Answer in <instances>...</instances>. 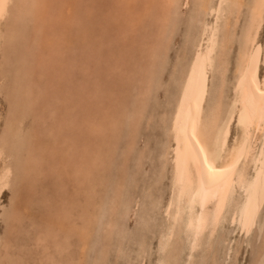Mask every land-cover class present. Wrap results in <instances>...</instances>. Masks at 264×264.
Listing matches in <instances>:
<instances>
[{
  "label": "rangeland",
  "instance_id": "374dc122",
  "mask_svg": "<svg viewBox=\"0 0 264 264\" xmlns=\"http://www.w3.org/2000/svg\"><path fill=\"white\" fill-rule=\"evenodd\" d=\"M244 2L221 17L205 118L229 112L253 0ZM41 6L13 38L7 22L0 57V143L12 141L5 156L14 169L0 195V264H264V202L249 233L241 231L232 217L239 187L199 249L190 251L182 221L162 247L174 211L172 117L203 22L214 15L198 0ZM263 43L264 26L261 60ZM232 125L228 147L239 133Z\"/></svg>",
  "mask_w": 264,
  "mask_h": 264
},
{
  "label": "bare ground",
  "instance_id": "6f19581e",
  "mask_svg": "<svg viewBox=\"0 0 264 264\" xmlns=\"http://www.w3.org/2000/svg\"><path fill=\"white\" fill-rule=\"evenodd\" d=\"M214 1L217 0H198L201 12L206 17L213 14L214 19L212 18V23H208L207 19L203 22L195 53L189 69L187 68L172 117L171 144L168 147L173 162L174 191L169 209L174 211L172 216L170 214L171 226L162 238L163 249L175 236L174 233L177 232L175 227L181 221L185 222L183 226L187 230L191 249L189 250L193 252L198 248L209 227L213 233L220 224L236 187L244 192V198L232 214L241 231L249 233L256 224V216L264 202V71L259 75L260 63L262 60L264 62V58L261 60L263 54H260L258 47L264 26V0L252 2L250 26L237 63L234 95L231 93L233 99L229 112L223 119L219 110L211 113L209 118L204 117V104L217 58L219 23L227 10L231 13L239 12L245 2L218 0L215 4ZM44 2L45 0H0V8L5 11V16L0 19V57L4 40L7 38V22L11 23L12 19L14 21L12 31L9 29L12 32V36L10 34L9 37L13 38L21 32L20 25L23 22L29 23L38 19ZM35 32L36 34L40 32V26H35ZM234 121L239 133L231 147H228ZM10 143H12L10 138H5L0 143V162L3 163V167L0 168V195L10 188L13 179V165L9 163L10 158L5 156ZM247 163L251 164V166L248 164L251 168H246ZM80 180L79 182L82 181ZM183 216L186 217V221Z\"/></svg>",
  "mask_w": 264,
  "mask_h": 264
},
{
  "label": "snow or ice",
  "instance_id": "6c2138e0",
  "mask_svg": "<svg viewBox=\"0 0 264 264\" xmlns=\"http://www.w3.org/2000/svg\"><path fill=\"white\" fill-rule=\"evenodd\" d=\"M5 16V11L3 8H0V19H2Z\"/></svg>",
  "mask_w": 264,
  "mask_h": 264
}]
</instances>
